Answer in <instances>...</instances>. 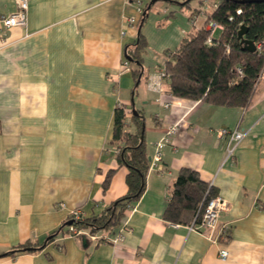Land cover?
Wrapping results in <instances>:
<instances>
[{
    "label": "crops",
    "instance_id": "0c3cea01",
    "mask_svg": "<svg viewBox=\"0 0 264 264\" xmlns=\"http://www.w3.org/2000/svg\"><path fill=\"white\" fill-rule=\"evenodd\" d=\"M173 1L28 0L26 26L0 29V264H264V70L244 108L173 97L168 79L162 93L149 91L148 77L164 69L193 29L192 11L203 8V0ZM146 5L139 24V6ZM14 9L13 0H0V16ZM129 18L134 25H126ZM204 21L198 17L196 28ZM138 33L146 45L134 89L122 61ZM119 105L130 111L127 132L135 130L131 111L143 117L147 161L168 128L178 126L161 163L152 168L148 161L142 196L107 237L123 223L131 232L115 245L86 239V246L61 233L41 250L8 254L41 247L73 209L87 219L125 196L127 169L111 143ZM220 129L246 132L227 160ZM185 169L226 202L225 261L208 230L163 219Z\"/></svg>",
    "mask_w": 264,
    "mask_h": 264
},
{
    "label": "trees",
    "instance_id": "16d2710c",
    "mask_svg": "<svg viewBox=\"0 0 264 264\" xmlns=\"http://www.w3.org/2000/svg\"><path fill=\"white\" fill-rule=\"evenodd\" d=\"M176 3L173 0H165ZM187 0L182 6H188ZM217 7L206 15L204 25L193 28L182 40L179 48L169 55L170 60L164 65L168 75L170 94L179 99L200 101L214 106L246 107L251 99L255 85L262 71L264 60L255 51L248 52L237 39L241 26L246 28L244 38L255 44L264 37V0H215ZM149 6H143L139 24L146 16ZM240 11L237 14V11ZM200 10H193L190 16H198ZM231 18V19H230ZM230 19V20H229ZM213 21L222 30L218 32L217 44L206 45L208 32L205 25ZM145 41L137 34L131 45L124 49V59L134 77V89L141 81L143 67L141 55L145 49ZM228 46V52L226 47ZM240 67L241 76H236L234 68ZM134 132H127V116L122 107L113 112L111 143L118 149L116 161L127 169L125 178L127 193L114 201L100 215L84 219L75 226L88 233H102L106 236L118 226L127 209L137 202L145 189V177L148 161L143 136V117L137 111H131L130 117ZM113 172L107 173L103 182V190L109 186ZM207 185L199 180L197 173L181 170L172 186L170 198L163 213V219L176 224L191 225L200 222L203 207L207 199L214 196ZM208 191V192H207ZM67 222L52 233L47 241L38 248L28 245L17 247L15 252L38 251L61 233L67 231ZM97 244L106 243L101 238Z\"/></svg>",
    "mask_w": 264,
    "mask_h": 264
},
{
    "label": "built area",
    "instance_id": "2783aa9c",
    "mask_svg": "<svg viewBox=\"0 0 264 264\" xmlns=\"http://www.w3.org/2000/svg\"><path fill=\"white\" fill-rule=\"evenodd\" d=\"M15 9L12 13L0 16V29L2 31H7L14 27H25L27 23V15L29 9L28 0H13ZM203 8L200 10L198 16H193L190 18V24L193 28H196V21L198 17L206 18V15L212 9L217 7V2H213L211 5H208V0L202 1ZM208 5V6H207ZM142 6H139V11L141 13ZM237 14L240 13L238 10ZM231 19V18H230ZM229 19V20H230ZM127 26H132L135 24V19L129 18L126 20ZM223 28L219 24L209 21L207 25H205V30L208 32V37L206 39V45L213 46L217 44L216 33L221 31ZM126 30L122 31V34L125 35ZM255 52L260 55L264 60V37L257 41L254 44ZM228 46L226 47V51L228 52ZM122 66L125 69H129L128 62L123 59ZM234 73L236 76H241L242 71L240 67L234 68ZM168 79V75L165 73L164 69L159 70L157 73H154L148 77L147 88L149 91L154 93H162V82L163 80ZM118 107H122L127 114L130 111L127 107H123L119 105ZM178 129L177 125H172L168 128L165 135L155 144V152L154 155L150 158V167L156 168L161 163V150L163 147L167 146L172 137L176 134ZM218 136L226 139V149H225V160L232 157L235 147L239 144V142L246 136V132L240 131L238 129L228 130V129H220L217 131ZM118 149L113 150V154H118ZM210 187V186H209ZM209 190V189H208ZM208 192V191H207ZM59 207H63V205H59ZM130 210V208L128 209ZM226 210V202L220 196H212L204 204L203 211L201 214L200 222L195 224L194 222L189 226V230L195 231L199 234H202L201 229L208 230V234L205 235L211 240L213 243L219 245L218 257L220 260L225 261L229 257V252L226 249L225 245L228 240L230 227L228 224H224L220 222V215L223 211ZM84 216L79 209H73L69 212V221H72V224L67 227V231L64 236L70 238H82L85 237L90 241H98L103 238L106 243H110L112 245L120 242L124 234L131 232V229L123 223L117 234L113 237L102 236V233H88L86 230L78 228L75 226L76 223H80L84 221Z\"/></svg>",
    "mask_w": 264,
    "mask_h": 264
},
{
    "label": "water",
    "instance_id": "95a60500",
    "mask_svg": "<svg viewBox=\"0 0 264 264\" xmlns=\"http://www.w3.org/2000/svg\"><path fill=\"white\" fill-rule=\"evenodd\" d=\"M245 33H246V28L244 26H241L239 31L237 32V39L243 45L244 50H246L248 52H254L255 51L254 44L251 41L244 38ZM148 161H150V157H148ZM71 224H72V221L67 222V225H71ZM82 243H83V246H86V238L85 237H82Z\"/></svg>",
    "mask_w": 264,
    "mask_h": 264
},
{
    "label": "rangeland",
    "instance_id": "374dc122",
    "mask_svg": "<svg viewBox=\"0 0 264 264\" xmlns=\"http://www.w3.org/2000/svg\"><path fill=\"white\" fill-rule=\"evenodd\" d=\"M213 2H215V0H208V5H211ZM207 5V6H208ZM203 25H204V22H203ZM207 25V24H206ZM196 29V28H195ZM219 32V31H218ZM218 32L216 33V35L218 34Z\"/></svg>",
    "mask_w": 264,
    "mask_h": 264
}]
</instances>
